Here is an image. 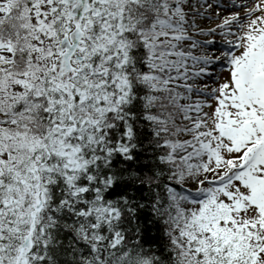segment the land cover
<instances>
[{"label":"snow or ice","instance_id":"6c2138e0","mask_svg":"<svg viewBox=\"0 0 264 264\" xmlns=\"http://www.w3.org/2000/svg\"><path fill=\"white\" fill-rule=\"evenodd\" d=\"M0 264H264V0H0Z\"/></svg>","mask_w":264,"mask_h":264}]
</instances>
